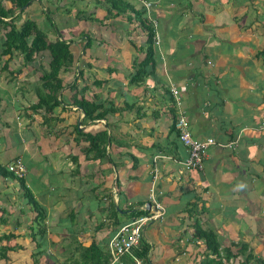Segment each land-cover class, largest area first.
<instances>
[{
    "label": "crops",
    "instance_id": "1",
    "mask_svg": "<svg viewBox=\"0 0 264 264\" xmlns=\"http://www.w3.org/2000/svg\"><path fill=\"white\" fill-rule=\"evenodd\" d=\"M43 1L39 4L54 20V26L60 19L59 11L66 5L73 6L71 0H52L50 5ZM73 1L86 7L82 13L94 19L82 21L87 29L95 26L109 33L105 37L108 53L107 50L103 53V61L94 58L102 41L92 38L91 43L89 36L81 51L73 53L75 65L81 70L74 76L77 77L75 85L80 84L82 89L79 96L96 103H109L115 109L102 119L78 127L86 132L107 130L111 141L105 156L100 161H89L80 151L86 143L73 141V126L79 125L82 117L71 104L73 90L64 87L60 92L62 104L55 109L53 118H58L55 121L64 126L54 130L58 125L54 123L49 134L42 124V116L28 110L36 100V82L30 83L31 92L25 91L24 97H19L13 106L4 104L5 99L0 98V156L6 153L7 157L3 163L0 161V166L15 158L21 159L26 169L24 185L46 212L48 243L52 242L53 249L61 253L60 241L66 239L60 235L66 231L75 238L67 250L76 242L88 245L92 240L104 247L117 227H113V218L105 210L102 220L107 223L101 224L99 231L94 230L98 224L90 228L92 201L98 202V195L102 194L101 203H104L99 207L107 208L110 201L120 211L131 206L142 209L148 203L151 190L162 205L164 215L143 228L141 238L150 248L145 261L138 259L139 264H199L209 253L204 250L201 239L192 236L193 221L201 230L211 231L220 248L227 247L231 254L237 255L229 263L242 261L247 254L264 261V0H146L150 9L145 17L148 22L156 23L159 44L153 46V72L139 84L129 83L144 56L145 34L138 22L127 23L126 17L114 12L106 16L105 0ZM122 1L135 10H144L140 0ZM199 16L202 18L195 20ZM77 34L81 37V30ZM38 60L35 59L34 66ZM171 87L179 91L178 107L170 94ZM6 108L20 113L14 118V131L9 132L17 137L18 143L14 146L7 143V133H4L7 120L12 117V114L6 115L9 113ZM178 114L187 120L192 138H212L216 143L207 150L200 171L180 165L186 151L177 141L173 127ZM28 133L53 145L60 161L68 160L64 166L65 183L62 178H55L63 174L62 163L53 155L48 162L43 152L40 153L37 141L34 144L23 139L22 135ZM156 156L159 157L154 160ZM76 177L82 183L80 192L89 193L85 198L88 203L71 195L75 191L73 184L79 181ZM89 177L93 178L91 187ZM104 177H110L112 184L102 180ZM47 178L56 179V183L64 186V192L52 195ZM21 194L17 180L0 176V236L14 235L0 245L16 247L6 251L4 264L13 262V252L23 254L20 257L25 258V264H32L30 254L35 246L29 233L33 229L34 213ZM56 213L59 218L53 220ZM118 214L122 219L120 225L129 221L123 212ZM66 215L70 227L61 228L67 222L60 219ZM24 226L28 234L23 233ZM20 238L25 241L23 246L17 243ZM56 239L57 243L53 241ZM241 244L246 250L240 255ZM45 254L36 264H46L49 258L45 259ZM50 254L52 262L49 263L59 264V254ZM122 262L133 264L131 256L124 257Z\"/></svg>",
    "mask_w": 264,
    "mask_h": 264
},
{
    "label": "trees",
    "instance_id": "2",
    "mask_svg": "<svg viewBox=\"0 0 264 264\" xmlns=\"http://www.w3.org/2000/svg\"><path fill=\"white\" fill-rule=\"evenodd\" d=\"M34 0H0V28L2 29V44L0 48V58L4 57V61L0 66V72L6 71L11 62V56L13 54L19 55L23 64H32L35 59H45L46 68H43L40 63L36 62L33 69L40 70V75L38 78V84L35 89L36 100L28 106V110L32 114L39 113L42 117V124L46 126L47 133L49 134V122L55 121L58 118H53L55 109L60 107L62 101L60 100V92L64 89L62 85V80L59 78L61 72H68L72 69L76 70V75H79L81 70L75 67L76 58L70 50L69 43L60 40L58 37L55 39L48 40L46 34L42 32L35 24L34 21L30 19H25L16 25L15 15H13L17 10L21 13L26 7L30 5V2ZM40 2V0H37ZM97 2V0H94ZM108 5L106 9V16L110 12H114L119 16L120 13L128 12L129 15L134 16L135 20L139 24V28L144 31L145 34V44H144V56L137 63L134 73L129 79L130 84H139L146 76L153 72L154 67V52H153V29L150 23L145 17V12L135 10L131 5L122 0H105ZM124 7L125 10H120V7ZM81 16V20L93 21L94 19L90 16H86L81 10L76 12V16ZM80 19V18H79ZM39 62V60H38ZM20 74V69L15 72ZM16 75V77L18 76ZM75 79L71 84L65 86L69 90H73L71 94V104L75 106L82 117L80 119L79 125L73 126V131L75 137L73 141L79 144L81 141L86 143L84 147H80V151L84 154L85 158H89V161L101 160L105 156V149L111 141V135L108 134L107 130H100L97 132H86L82 129L77 130L78 127L83 125V123L94 122L96 120L102 119L108 113H113L115 109L110 106L109 103H96L95 100H87L82 96H79L80 89L76 90ZM107 105L108 107H104ZM177 135V134H176ZM75 160V159H74ZM0 176L6 179H15L18 181L19 188L21 190V195L28 205L29 209L34 213L32 219L34 223H40L36 229H30V240L34 242V251L30 254L32 264H36L37 259L45 252L43 245L52 246V242L45 240L46 235V225L44 220L46 219V212L43 208L36 202L32 194L24 185L23 178H16L11 173L7 172L5 166H0ZM104 198L98 199L99 203L102 202ZM137 207V206H136ZM131 206L125 211H120L113 205L112 202H108L107 210L108 215L110 214L113 218V227L116 228L120 224L121 219L118 220L117 213L123 212L125 218L131 220L133 218L145 215L148 212ZM102 223L94 227L95 231H99L102 227ZM193 235L194 238L201 239L204 245V250H206L209 255H205L203 260L199 264H234L229 263V260L236 259L237 255L231 254L227 247L220 248L219 242H217L214 234L211 231H203L198 226L196 221L192 222ZM14 235L12 233L0 236V244L2 241L7 242ZM65 238L75 241V238L70 234ZM193 238V237H192ZM16 249V247H0V259L6 260V251H11ZM246 246L241 244L238 248V253L241 255L245 252ZM148 251V245L141 238L137 248L131 250V255L137 259H146V254ZM259 263L264 264L260 258H256L253 255L247 254L242 261H238L235 264H248ZM59 264H108V255L105 251V246L102 247L99 241L92 240L88 245H81V243H74V246L66 250L63 259Z\"/></svg>",
    "mask_w": 264,
    "mask_h": 264
},
{
    "label": "rangeland",
    "instance_id": "3",
    "mask_svg": "<svg viewBox=\"0 0 264 264\" xmlns=\"http://www.w3.org/2000/svg\"><path fill=\"white\" fill-rule=\"evenodd\" d=\"M51 1L52 0H44L43 1V4L46 2L48 5H50L52 3ZM57 1H60V0H57ZM71 2L73 3V6L66 5L63 10L59 11L58 14L60 16L59 17L60 19L57 21V23H55V26L56 27L54 26V20H52L51 17L45 12V10L42 9L41 5L39 4V1H37V0L31 1L30 2V5L28 7H26L28 9H30L29 11H27L28 9H24L20 13V12H18L20 10H17L13 14V15H15V17L17 16L15 18L16 25H18L20 22H22L25 19H30V20L34 21L35 24H36V26L42 32H44L46 34V37H47L48 40L55 39V38L58 37L60 40H63L66 43H69L71 52L72 53H75V54H78V52L81 51V49L83 47L82 45L85 44V38H86V36H89L91 38V43L93 42L92 38H94V40L102 41V43H101L102 45L99 48H97L96 49V52L94 53V58L96 57L100 61H103L104 60L103 59V53L106 50H107V53H108V49H107L106 46L109 45V43L107 42V38L105 39L106 35L109 34L108 33V30H106V29L98 30L95 26H92L91 27V29H93V30L87 29V24L85 22H82L81 16H78L77 15L76 17H74L76 15V11H74V9H71V7H76L78 9L77 11L81 10L83 12L86 7L84 8L81 5H79V3H76L78 1L71 0ZM48 5H47V8L49 7ZM103 6H106V5L104 4ZM87 7L89 8L90 5H87ZM103 8H105V7H102L101 9H103ZM120 10H125V8L121 6L120 7ZM96 17L97 18H100V16H96ZM119 17H124V18L126 17L128 19V22L127 23H130V21H132V22L135 21L136 22L134 16L129 15L128 12H125L124 14H120ZM201 18H202V16H199L195 20L199 21V19H201ZM204 18H205V16L203 17V19ZM79 21H81V22H79ZM97 22H99V21H97ZM206 22H209V21H206ZM80 30L82 32L81 37H79V35L77 34V32L80 31ZM215 32H217V31H215ZM1 34H2V29L0 28V43L2 42ZM80 39H82V41L79 43L78 41ZM1 44H0V48H1ZM228 48H224V49L227 51ZM104 57L106 58V56H104ZM4 59H5L4 57H1L0 58V66H1L2 62L4 61ZM10 59H11V62H10L9 67L7 68V70L0 72V98L1 99L2 98L5 99V103L4 104L7 103V104L13 106V105H15V103H18L19 97H24L25 91H26V93L27 92H31L30 87H32V86H31L30 83L36 82V84H38V78H39V75H40L41 72L38 69H36V70L33 69L35 67L33 65V63L32 64H23L22 61H21V59H20V56L19 55L13 54ZM39 63L42 65L43 68H46L47 65H46V60L45 59H39ZM75 67H76V65H75ZM19 69H20V74L18 75L15 72L18 71ZM33 70H34V72H33ZM75 74H76L75 68H74V70L72 69L71 72L70 71H68V72H61L59 74V78L62 80V85L65 87V86H67V84H68V82L70 80H72V79H75L76 80L77 77L74 78ZM16 75H18V76L16 77ZM22 75H26L27 77L23 78ZM81 82H82V80H81ZM22 88H25V90H22ZM79 88H80V84L78 86H76V90L79 89ZM28 90H30V91H28ZM20 92H22V94ZM30 97H33V95H31ZM6 109H8L7 112H9L6 115L12 114L11 115L12 117H9V121L7 120L8 125H9V129L7 128L8 125L5 126L4 127V129H5V132L4 133H7L6 136H7V140L9 141L7 143H9V144H12L13 143V146H14L15 143H18L17 137H12L9 132L14 131V120H15L14 118H17V115H20V113L19 112H14V111L10 110L9 108H6ZM0 122H1V120H0ZM54 123L55 124H58L57 125L58 128L55 127L54 130L60 129L61 127L64 126V125H62L59 122L53 121V123L51 122L49 124V129L50 128L52 129V127L54 126ZM0 128H2V125L0 126ZM4 129H2V130L4 131ZM77 130H79V129L77 128ZM32 132H33V130H32ZM34 134L36 135V131H35ZM29 136H31L30 138H32V139H28ZM32 136H33L32 133H28L27 136L26 135H22L23 139L26 140L28 143H30V141H32L31 143H34L35 144V141H37V143L39 144V147H40V153H41V151L43 152L44 156H46L45 159H47L48 162L52 158L55 157L59 162L62 163L60 169L63 170V174H62L61 177L60 176H57L55 178L56 179H60V180L62 178V182L65 183L67 181V174L65 172L64 166L65 167L67 166L66 162H68V160H62V161H60L58 159L59 153L54 152V146L53 145L46 144L43 139H40L39 138V136H34V137H32ZM36 137H38L37 140L34 139ZM65 149H67V148L65 147ZM2 154H3V152H2ZM52 155L54 157H51ZM6 158H7L6 157V153H4L3 155H1L0 156L1 163H3ZM43 164H44V162H43ZM69 165H71V162H69ZM32 168L33 167H30V169H32ZM71 168L73 169L74 166H71ZM28 170H29V167H28ZM56 179H54V178H49L48 179L47 178V182H46L47 185H48V183L50 184L49 186L53 190V192H51V194L54 195V196L57 195L58 193L64 192V186L61 187V184L56 183V181H57ZM75 179H78L79 180L80 177H76ZM92 179H93L92 177H89V181L91 182V184H89L90 187L92 185H94L93 182L91 181ZM102 180H104L106 183L109 182V184H112V182L110 181V177H104ZM80 181L81 180H79L78 183L75 182L73 184V187L75 188V191L71 192V195H74L75 196V198H74L75 200L76 199H78V200L81 199L80 201L83 202L82 199H84V201H86L88 203V199H85V198L88 197L89 193L88 192H86V193L80 192L81 189L83 188L82 185H81L82 183ZM119 181H120V179H119ZM111 191H112V189H111ZM81 194H82V197L83 198H81ZM65 195H68V194H65ZM101 195L102 194H99L98 195L99 200H100ZM65 198H66V196H65ZM103 203H99V201L97 202V201H94V200L92 201V205H91L92 208H90L89 211H90V214L93 215L92 216V219L93 220L88 221V223L90 222L89 224L91 225L90 226L91 229H92V226L94 224L107 223V222H105V221L102 220V218L105 219L103 217L104 216V213L103 212H105V209L106 208L103 209L104 207H99L100 204H101V206H103ZM89 204H91V203L89 202ZM57 215H58L57 213L53 215V220L59 218V217H57ZM78 215L81 217V213H79ZM116 216H117L118 219L120 218V215L118 213H117ZM68 217L66 215L65 217H63L64 219H60L61 220L60 222H62V220L65 223L67 222L66 224L60 225L61 228L70 227V223H69ZM39 224L40 223H38V222L37 223H34L33 229H36ZM48 228H49V226H48ZM22 230H23V233L24 234H25V232L27 233V229H26L25 226L22 228ZM1 232L2 231H0V233ZM62 232H63V230H62ZM68 235H70V234L69 233L67 234V232L64 231V233L62 235H60V236L67 237ZM45 237L47 238V235H45ZM46 238H45V240H46ZM65 239H66L65 241H60V243L63 244V246L60 247L61 249H63L61 253H59V252L57 253V250H54L53 249L54 248V247H52L53 245L52 246H50V245H46V246L43 245V247L45 249V253H46V254L43 253V254H45L44 256H46L45 259L49 258V259H47L46 264H52V263H49V262H52V260H51V254L50 253L55 254V255L56 254H59L60 261L63 259L64 254H65V249L67 250V248L71 244V240H69L67 238H65ZM53 241L55 243L58 242L57 239L56 240H53ZM88 241H89V239H86V242H88ZM234 241L235 240H232V242H234ZM17 243L19 245H22L23 246L24 243H25V241H24L23 238H20L17 241ZM11 244H12V242H11ZM1 246L2 245H0V247ZM148 248H150V247L148 246ZM18 253L19 252H17V253L13 252V254L11 256L13 262L12 263H9V264H25V262H24V259L25 258L22 259L20 257L23 254H18ZM8 255H11V253H9ZM23 257H25V256H23ZM0 264H4L3 263V260H1V259H0ZM42 264H44V263H42Z\"/></svg>",
    "mask_w": 264,
    "mask_h": 264
},
{
    "label": "built area",
    "instance_id": "4",
    "mask_svg": "<svg viewBox=\"0 0 264 264\" xmlns=\"http://www.w3.org/2000/svg\"><path fill=\"white\" fill-rule=\"evenodd\" d=\"M140 3L147 17L150 3L146 0H140ZM149 23L154 32L152 38L153 46L157 47L159 44V37L155 33L156 23L153 21H149ZM169 91L174 104L178 107L180 105L179 91L175 87H171ZM173 127L177 134V141L186 151V157L180 162V165L186 169L200 171L203 167V160L207 150L215 146L216 143L212 138L201 140L192 138L188 132L187 120L181 114L175 117ZM262 129L264 130V119L262 120ZM158 157L159 156H156L154 160ZM5 168L7 172L11 173L16 178L25 177L26 169L19 158H15L8 162ZM152 179H155L154 174L152 175ZM147 200L150 205L147 211L148 213L119 225L107 240L105 251L108 255V264H123L122 260L126 256H131L133 264H139V260L131 255V250L138 247L143 228L154 221L160 220L164 215L162 205L151 190L148 192Z\"/></svg>",
    "mask_w": 264,
    "mask_h": 264
},
{
    "label": "water",
    "instance_id": "5",
    "mask_svg": "<svg viewBox=\"0 0 264 264\" xmlns=\"http://www.w3.org/2000/svg\"><path fill=\"white\" fill-rule=\"evenodd\" d=\"M149 206H150L149 203H147V204L145 205V207L143 208V210L148 211Z\"/></svg>",
    "mask_w": 264,
    "mask_h": 264
}]
</instances>
